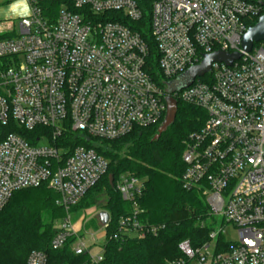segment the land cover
Instances as JSON below:
<instances>
[{"label":"built area","instance_id":"obj_1","mask_svg":"<svg viewBox=\"0 0 264 264\" xmlns=\"http://www.w3.org/2000/svg\"><path fill=\"white\" fill-rule=\"evenodd\" d=\"M30 15L0 39V211L19 190L46 184L65 217L55 226L54 251L75 237V255L102 261L71 222L75 206L106 173L94 149L67 144V132L113 140L163 120L166 84L216 51L238 53L230 66L212 63L202 77L173 92L202 110L203 126L183 142V190L205 198L208 219L221 217L200 247L182 241L181 257L165 264H264V42L240 43L264 0H27ZM113 15H109V14ZM149 17L157 79L148 49L124 22ZM66 143V144H65ZM143 183L121 175L115 190L131 205L111 235L141 240L160 226L139 221ZM109 224V218L103 231ZM235 231L225 240V227ZM105 234V233H104ZM88 235V234H87ZM91 241L94 238L90 236ZM213 248L210 252L209 249ZM24 264H46L40 251Z\"/></svg>","mask_w":264,"mask_h":264},{"label":"trees","instance_id":"obj_2","mask_svg":"<svg viewBox=\"0 0 264 264\" xmlns=\"http://www.w3.org/2000/svg\"><path fill=\"white\" fill-rule=\"evenodd\" d=\"M258 17L250 20L248 27L254 26ZM124 24L145 42L149 74L156 80L158 55L150 36L148 15H143L136 23ZM10 37L12 34L0 35V39ZM176 104L173 123L158 139L154 137L163 120L155 127L134 129L113 140L89 139L84 142L80 136L67 132V144H84L107 163L106 173L69 210L73 214L76 210L88 209L96 205L101 196L106 197L102 211L109 216V224L105 229L102 261L98 264H165L181 257L177 248L180 242L188 241L191 247L197 248L208 240L212 228L207 225L205 198L196 190H183L180 184L184 171L181 161L183 142L203 126L206 114L179 101ZM107 144L114 152L102 151L100 147ZM123 149L125 152L120 157L119 152ZM124 174L142 181L143 188L136 200L142 211L138 219L145 225L160 226L156 236L141 240L111 238L119 218L132 212L131 205L115 190L116 181ZM109 175L113 177L112 187L108 183ZM57 200L58 195L46 184L16 191L11 196L0 211V264H24L32 251L42 252L46 264H93L87 253H73L71 245L75 237H70L59 250L50 248L56 231L53 225L65 217ZM89 227L96 228L95 221L85 224V228Z\"/></svg>","mask_w":264,"mask_h":264},{"label":"water","instance_id":"obj_3","mask_svg":"<svg viewBox=\"0 0 264 264\" xmlns=\"http://www.w3.org/2000/svg\"><path fill=\"white\" fill-rule=\"evenodd\" d=\"M264 7V5H263ZM258 42H264V14L258 17L257 22L254 26L249 27L241 39V49L244 52H249L253 44ZM238 53H225L221 51H216L208 55H204L200 64L193 66L182 74H180L176 79L166 84L168 97L165 98L166 112L162 123L157 129V134L155 139H157L166 129L173 123L176 114V101L170 97L173 92H177L183 88L188 87L196 77H202L210 70V65L212 63H223L230 66L232 62L239 58ZM109 186L112 187L113 177L108 176ZM98 221L100 225H105L108 221V215L106 213H100L98 215Z\"/></svg>","mask_w":264,"mask_h":264},{"label":"rangeland","instance_id":"obj_4","mask_svg":"<svg viewBox=\"0 0 264 264\" xmlns=\"http://www.w3.org/2000/svg\"><path fill=\"white\" fill-rule=\"evenodd\" d=\"M16 2L17 0H0V35L9 33L12 30L16 31L19 15H15L9 10L10 6ZM100 148L104 152L105 151H108L109 153L114 152L113 149H111V146L108 144L101 146ZM124 152L125 150L123 149L121 152H119V156L123 157ZM105 201H106V197L101 196L98 199L96 205H94L93 207H90L85 210L79 209L76 210L73 214H71V222L74 227V231L77 233V236L83 237V240L90 247V250L93 254L99 253L100 248L101 246H103L105 241V234H104L105 232L103 231L102 225H100L97 219L98 215L100 213H103L102 206L104 205ZM90 221H95L96 228H92V227L85 228V224L89 223ZM59 222L60 221L58 222L56 221L53 227L57 226ZM207 225L215 230L217 227L222 226L223 222L221 217L213 216L211 219L207 220ZM225 232H226L225 234L226 241H233L235 239V231L231 226L225 227ZM90 236L94 238V242L91 241ZM74 243L75 241L72 243L71 249L72 246L75 245ZM212 250L213 248L211 247L209 251L211 252Z\"/></svg>","mask_w":264,"mask_h":264},{"label":"clouds","instance_id":"obj_5","mask_svg":"<svg viewBox=\"0 0 264 264\" xmlns=\"http://www.w3.org/2000/svg\"><path fill=\"white\" fill-rule=\"evenodd\" d=\"M10 11L21 17L30 15V8L27 4V0H17L16 3L10 6Z\"/></svg>","mask_w":264,"mask_h":264},{"label":"crops","instance_id":"obj_6","mask_svg":"<svg viewBox=\"0 0 264 264\" xmlns=\"http://www.w3.org/2000/svg\"><path fill=\"white\" fill-rule=\"evenodd\" d=\"M9 10H10V8H9ZM18 18H21V16H19ZM16 29H17V27H16ZM12 31H14V30H12ZM15 32V31H14Z\"/></svg>","mask_w":264,"mask_h":264}]
</instances>
